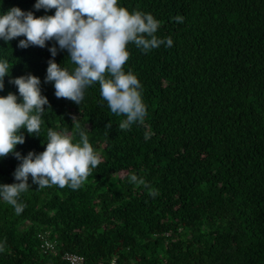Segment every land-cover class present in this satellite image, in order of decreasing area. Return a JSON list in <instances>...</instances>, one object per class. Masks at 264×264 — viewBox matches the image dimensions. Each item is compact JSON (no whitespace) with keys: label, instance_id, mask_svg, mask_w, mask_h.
Instances as JSON below:
<instances>
[{"label":"trees","instance_id":"trees-1","mask_svg":"<svg viewBox=\"0 0 264 264\" xmlns=\"http://www.w3.org/2000/svg\"><path fill=\"white\" fill-rule=\"evenodd\" d=\"M119 3L151 13L156 35L173 39L150 52L128 45L124 69L140 80L147 115L127 130L98 84L80 105L56 97L44 80L54 40L20 48L22 36L0 39V57L13 64L0 95L19 98L10 79L32 73L51 107L41 136L22 130L15 150L42 152L51 127L77 140L85 131L101 157L79 189H40L29 176L21 214L0 201V264H71L66 253L80 264H264V0ZM0 4L55 12L36 10L35 0ZM57 48L56 62L69 66ZM19 163L12 153L0 158V183L15 182Z\"/></svg>","mask_w":264,"mask_h":264},{"label":"clouds","instance_id":"clouds-1","mask_svg":"<svg viewBox=\"0 0 264 264\" xmlns=\"http://www.w3.org/2000/svg\"><path fill=\"white\" fill-rule=\"evenodd\" d=\"M33 7L46 12L55 9V12L36 16L33 11L18 6L7 10L0 7V39L10 44L22 36L18 41L20 48L45 47L47 41L54 40L56 43L49 47L51 58L44 80L53 83L57 98H67L80 105L85 90L98 84L102 101L113 114L124 117L118 124L121 130L129 129L134 123L143 124L147 108L142 84L131 69L125 71L124 65L130 56L129 44L143 52L173 45L170 36L156 35L160 22L151 13L129 11L119 0H35ZM174 19L183 22L180 15ZM57 45L59 50H67L69 66L64 61L56 62ZM12 66L7 58L0 57V91ZM10 83L17 86L19 98L13 92L0 95V158L12 153L20 163L13 173L15 182L0 183V201L11 205L19 215L26 207L19 198L31 188L29 176L31 183L40 189L57 185L76 190L101 163V157L85 131H79L77 140L67 130L51 127L44 137L42 152L21 155L16 151V145L25 142L22 130L41 136L42 117L51 107L47 96L42 94L40 77L27 73L11 78ZM149 138L146 131L145 139ZM129 181L143 183L136 174H131ZM150 194L156 195L155 191ZM3 250L0 245V251Z\"/></svg>","mask_w":264,"mask_h":264},{"label":"built area","instance_id":"built-area-1","mask_svg":"<svg viewBox=\"0 0 264 264\" xmlns=\"http://www.w3.org/2000/svg\"><path fill=\"white\" fill-rule=\"evenodd\" d=\"M51 244H49L47 241H45L43 244H42V247L44 248H47V247H50ZM65 258H67L71 264H80L79 263V257L76 256V255H73V254H69V253H66L65 255Z\"/></svg>","mask_w":264,"mask_h":264},{"label":"rangeland","instance_id":"rangeland-1","mask_svg":"<svg viewBox=\"0 0 264 264\" xmlns=\"http://www.w3.org/2000/svg\"><path fill=\"white\" fill-rule=\"evenodd\" d=\"M120 175H122V173H120Z\"/></svg>","mask_w":264,"mask_h":264}]
</instances>
